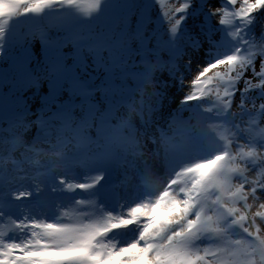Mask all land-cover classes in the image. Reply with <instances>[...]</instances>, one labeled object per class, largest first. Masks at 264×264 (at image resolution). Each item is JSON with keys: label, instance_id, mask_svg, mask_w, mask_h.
I'll use <instances>...</instances> for the list:
<instances>
[{"label": "snow or ice", "instance_id": "6c2138e0", "mask_svg": "<svg viewBox=\"0 0 264 264\" xmlns=\"http://www.w3.org/2000/svg\"><path fill=\"white\" fill-rule=\"evenodd\" d=\"M0 264H264V0H0Z\"/></svg>", "mask_w": 264, "mask_h": 264}, {"label": "rangeland", "instance_id": "374dc122", "mask_svg": "<svg viewBox=\"0 0 264 264\" xmlns=\"http://www.w3.org/2000/svg\"><path fill=\"white\" fill-rule=\"evenodd\" d=\"M166 2H170V0H166ZM175 2L178 4L179 0H175ZM161 58L162 59H166V55H162ZM156 78H157V81H165V80H167V78H168L167 70H164L162 72L158 71L156 73ZM169 83H170V81H169ZM150 90L151 89H149V91ZM28 95H31V93H28ZM182 95H183V93L180 92L179 90L175 89V88H171L169 90L168 98H167V100L165 102V111H166V113L175 110L179 106L180 99L182 98ZM33 107H35V105H33ZM24 136H25L26 139H31L32 136H33V131H29L27 133H24Z\"/></svg>", "mask_w": 264, "mask_h": 264}, {"label": "trees", "instance_id": "16d2710c", "mask_svg": "<svg viewBox=\"0 0 264 264\" xmlns=\"http://www.w3.org/2000/svg\"><path fill=\"white\" fill-rule=\"evenodd\" d=\"M257 31H259V25H257ZM242 86V85H241ZM237 99H239V97L237 96Z\"/></svg>", "mask_w": 264, "mask_h": 264}]
</instances>
